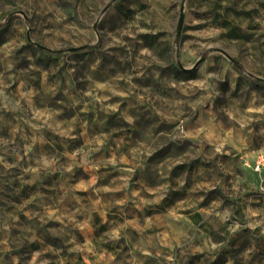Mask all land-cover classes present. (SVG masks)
Returning <instances> with one entry per match:
<instances>
[{
    "label": "rangeland",
    "instance_id": "1",
    "mask_svg": "<svg viewBox=\"0 0 264 264\" xmlns=\"http://www.w3.org/2000/svg\"><path fill=\"white\" fill-rule=\"evenodd\" d=\"M0 264H264V0H0Z\"/></svg>",
    "mask_w": 264,
    "mask_h": 264
},
{
    "label": "trees",
    "instance_id": "2",
    "mask_svg": "<svg viewBox=\"0 0 264 264\" xmlns=\"http://www.w3.org/2000/svg\"><path fill=\"white\" fill-rule=\"evenodd\" d=\"M148 43H149V42H147V44H148ZM148 45L152 47V44H151V43H149ZM179 71L182 72V70H179Z\"/></svg>",
    "mask_w": 264,
    "mask_h": 264
}]
</instances>
